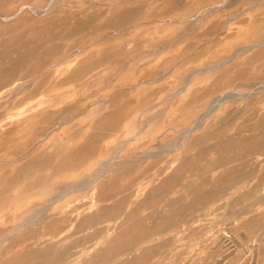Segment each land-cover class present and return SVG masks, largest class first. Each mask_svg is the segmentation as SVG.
Segmentation results:
<instances>
[{"label":"rangeland","instance_id":"374dc122","mask_svg":"<svg viewBox=\"0 0 264 264\" xmlns=\"http://www.w3.org/2000/svg\"><path fill=\"white\" fill-rule=\"evenodd\" d=\"M11 263L264 264V0H0Z\"/></svg>","mask_w":264,"mask_h":264},{"label":"bare ground","instance_id":"6f19581e","mask_svg":"<svg viewBox=\"0 0 264 264\" xmlns=\"http://www.w3.org/2000/svg\"><path fill=\"white\" fill-rule=\"evenodd\" d=\"M106 162H107V161H106ZM119 232H120V231H119ZM111 240H112V239H111ZM114 241H115V240H114ZM106 242H107V241H106ZM108 242H109V241H108ZM108 242H107V243H108ZM107 243H106V244H107ZM108 244H110V243H108ZM109 246H110V245H109ZM102 247H103V246H102ZM109 249H110V248H109ZM98 250H99V249H98ZM105 250H106V249H105ZM105 250H103V251H105ZM27 255H29V254H27ZM34 255H39V254H34ZM34 255H33V256H34ZM24 256H25V255H24ZM18 259H19V258H18ZM31 259H33V258L31 257ZM13 260H14V259H13ZM29 260H30V259H29ZM19 261H20V260H19ZM24 261H25V260H24ZM34 261H35V260H34ZM15 262H16V261H15ZM15 262H14V263H15ZM29 262H31V261H29ZM14 263H13V264H14ZM22 263H23V262H22ZM11 264H12V263H11ZM16 264H18V263H16ZM29 264H30V263H29Z\"/></svg>","mask_w":264,"mask_h":264}]
</instances>
